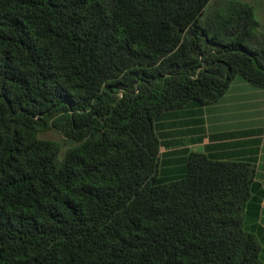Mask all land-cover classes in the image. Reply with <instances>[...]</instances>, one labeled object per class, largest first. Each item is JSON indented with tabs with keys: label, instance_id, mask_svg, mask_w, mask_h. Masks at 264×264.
<instances>
[{
	"label": "trees",
	"instance_id": "trees-1",
	"mask_svg": "<svg viewBox=\"0 0 264 264\" xmlns=\"http://www.w3.org/2000/svg\"><path fill=\"white\" fill-rule=\"evenodd\" d=\"M236 76L264 88L241 1L0 0V264H264L254 163L158 181L157 116Z\"/></svg>",
	"mask_w": 264,
	"mask_h": 264
},
{
	"label": "crops",
	"instance_id": "crops-1",
	"mask_svg": "<svg viewBox=\"0 0 264 264\" xmlns=\"http://www.w3.org/2000/svg\"><path fill=\"white\" fill-rule=\"evenodd\" d=\"M237 1L253 6L264 31V0ZM155 127L161 141L160 183L185 176L191 152H204L214 160L256 165L245 227L262 242L264 260V88L236 76L216 102L192 101L166 111L157 116Z\"/></svg>",
	"mask_w": 264,
	"mask_h": 264
},
{
	"label": "rangeland",
	"instance_id": "rangeland-1",
	"mask_svg": "<svg viewBox=\"0 0 264 264\" xmlns=\"http://www.w3.org/2000/svg\"><path fill=\"white\" fill-rule=\"evenodd\" d=\"M39 135L42 138H49V139H53V140H62V135L53 129L41 131V132H39Z\"/></svg>",
	"mask_w": 264,
	"mask_h": 264
}]
</instances>
